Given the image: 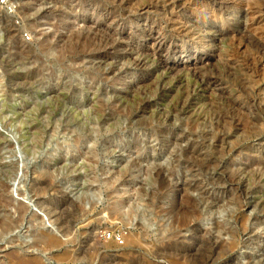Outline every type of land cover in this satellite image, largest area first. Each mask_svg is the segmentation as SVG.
I'll return each mask as SVG.
<instances>
[{"label":"rangeland","instance_id":"374dc122","mask_svg":"<svg viewBox=\"0 0 264 264\" xmlns=\"http://www.w3.org/2000/svg\"><path fill=\"white\" fill-rule=\"evenodd\" d=\"M11 3L0 6V215L16 223L0 264H168L155 249L174 234L208 264H264V0ZM157 166L218 203L182 225L200 192L177 196L181 179L163 183ZM38 229L58 244L37 242Z\"/></svg>","mask_w":264,"mask_h":264},{"label":"bare ground","instance_id":"6f19581e","mask_svg":"<svg viewBox=\"0 0 264 264\" xmlns=\"http://www.w3.org/2000/svg\"><path fill=\"white\" fill-rule=\"evenodd\" d=\"M167 2H168V0H167ZM80 4V3H79ZM29 7H27V9H28ZM29 11V10H28ZM25 12V11H24ZM27 12V11H26ZM27 15V14H26ZM31 21V20H30ZM29 23V22H28ZM32 24V23H31ZM34 26H36V25H34ZM59 26H60V24H59ZM73 25L71 24V27H72ZM37 27V26H36ZM10 28H11V26H10ZM60 28V27H59ZM69 29V28H68ZM13 30V29H12ZM15 30V29H14ZM18 30V29H17ZM16 31V30H15ZM12 32V31H11ZM66 32V31H65ZM7 33H8V31H7ZM15 33V32H14ZM54 33V32H53ZM67 33V32H66ZM66 33H65V35H66ZM68 34V33H67ZM73 34H74V32H73ZM87 34V33H86ZM89 34V33H88ZM9 35V34H8ZM12 35V34H11ZM54 35V34H53ZM63 35H64V33H63ZM69 35H70V33H69ZM72 35V34H71ZM74 35H76V34H74ZM95 35V34H94ZM44 36H45V34H44ZM43 36V37H44ZM48 36V35H47ZM61 36V38L63 37L62 35H60ZM67 36V35H66ZM79 36V35H78ZM83 36H84V34H83ZM86 36V35H85ZM90 36V35H89ZM49 37H51L50 35H49ZM49 37H46L45 38V40L43 41V44H47L48 45V43H50V41H49ZM9 38V37H8ZM64 38V37H63ZM68 38V37H67ZM74 38H75V36H74ZM81 38V37H80ZM83 38H85V37H83ZM88 38V37H87ZM92 38V37H91ZM64 39H66V38H64ZM73 39V38H72ZM79 39V38H78ZM77 39V40H78ZM97 39H98V37H97ZM101 39V38H100ZM50 40H52V38H50ZM61 40V39H60ZM75 40H76V38H75ZM94 40V39H93ZM10 41V40H9ZM8 41V42H9ZM62 41V40H61ZM60 41V42H61ZM11 42H12V40H11ZM70 42H72V41H70ZM77 42V41H76ZM17 43V42H16ZM73 43V42H72ZM40 44V43H39ZM43 44H41L42 46H43ZM56 44V43H55ZM74 44V43H73ZM11 45V44H10ZM53 45V44H52ZM68 45V44H67ZM12 46H14V45H12ZM11 46V47H12ZM18 46H19V44H18ZM49 46V45H48ZM74 46V45H73ZM72 46V47H73ZM80 46V45H79ZM87 46V45H86ZM105 46V45H104ZM117 46V45H116ZM10 47V46H9ZM16 47V46H15ZM24 47V46H23ZM68 47V46H67ZM5 48H7V47H5ZM14 48V47H13ZM12 48V49H13ZM17 48V47H16ZM15 48V49H16ZM28 48V47H27ZM75 48V47H74ZM73 48V49H74ZM77 48V47H76ZM80 48V47H79ZM2 49V48H1ZM9 49H11V48H9ZM46 49V48H45ZM56 49V48H55ZM164 49H165V45L163 44V42H160V43H158V46L156 47V52H158V53H161V52H163L164 51ZM14 50V49H13ZM25 50V49H24ZM11 51V50H10ZM21 51V49L20 48H18V50H16V55L14 54V55H12L13 56V60H12V62H11V65L13 66L14 64H17V63H19L21 60H22V57H21V53L22 52H20ZM85 51V50H84ZM177 51V48L175 47V48H173V52H176ZM1 52V51H0ZM5 52V51H4ZM25 52H27V53H30L31 52V50H27V51H25ZM25 52H23V53H25ZM43 52V51H42ZM60 52V51H59ZM86 52V51H85ZM8 53H9V51H8ZM45 53V52H44ZM65 53V52H64ZM6 54V53H5ZM10 54V53H9ZM18 54V55H17ZM77 54V53H76ZM79 54H80V52H79ZM1 56V55H0ZM76 56V55H75ZM10 57V56H9ZM26 57V56H25ZM79 57V56H78ZM78 57H76V58H78ZM4 58V57H3ZM11 58V57H10ZM62 58V57H61ZM5 59V58H4ZM8 59V58H7ZM31 59H32V57H31ZM30 59V60H31ZM36 59V58H35ZM78 59H80V58H78ZM78 59H75V60H78ZM25 60V59H24ZM29 60V61H30ZM1 61V60H0ZM3 61V60H2ZM33 61V60H32ZM39 61V60H38ZM4 62V61H3ZM77 62V61H76ZM140 62V61H139ZM202 62V61H201ZM24 63V62H23ZM4 64V63H3ZM20 64V63H19ZM6 65V64H5ZM10 65V64H9ZM10 65V66H11ZM24 65V64H23ZM26 65V64H25ZM161 65H163L164 67H166V68H175L176 69V67H174V66H172V65H168V63L166 62V61H161ZM194 66V65H193ZM196 66V65H195ZM1 67V66H0ZM14 67H16L15 65H14ZM4 68V67H3ZM7 68V67H6ZM13 69V68H12ZM158 69V68H157ZM4 72V71H3ZM29 72V74H30V72H32V71H28ZM10 73V72H9ZM14 73V72H13ZM32 73H34V72H32ZM39 74V73H38ZM37 74V75H38ZM31 75H33V74H31ZM35 75V74H34ZM53 75V74H52ZM21 76V77H20ZM33 77V76H32ZM8 78V77H7ZM10 79L12 80V81H15V83H17V81H19V80H22V81H24L25 82V84H26V81L28 82L29 81V76L27 75V74H23V75H18V74H13L12 76H10ZM34 79V78H33ZM30 80H31V78H30ZM206 80H208V79H206ZM208 82V81H207ZM205 83V82H204ZM13 84V83H12ZM39 84V83H38ZM8 85H10L9 83H8ZM35 85V84H34ZM70 101V100H69ZM73 101V100H72ZM185 107V106H184ZM173 112H175L174 110H173ZM215 124V123H214ZM218 126V125H217ZM165 132V131H164ZM174 140V139H173ZM178 141V140H177ZM1 143V142H0ZM5 143V142H4ZM178 159V158H177ZM179 160V159H178ZM208 163V162H207ZM206 163V164H207ZM209 164V163H208ZM207 164V165H208ZM172 165V164H171ZM182 165H185V164H182ZM193 165V164H192ZM254 165H258V168L260 167L261 168V166H262V164L261 163H258V162H252V163H250V165H248V166H246L247 168H250V167H252V166H254ZM161 166V165H160ZM160 166H157V168H156V173H157V176H158V178H160V180L163 182V183H170L171 181H172V179H181V181H182V185H181V187H180V191L177 193V196L179 195L180 196V193L182 192V191H184V192H186V191H188L189 189H192V187H196L197 188V191H199L200 193H199V195H201L200 196V199L198 200V199H194V198H191V197H187L186 198V202L188 203V205L187 206H190V210H188V208H186V210H183V212H182V214H183V218L181 219V221H182V225H187V220L189 219V218H191V217H194V216H199V214L201 213V210H200V207H199V205H200V203L201 202H204V203H218V199L219 198H217V197H215V195L214 194H211L210 195V193L208 192V190H206V189H208V188H205V190L204 189H202L201 187H200V189H199V186H201L202 184H201V182H198V180H197V184H193V186H191V188H190V186L188 185L189 183L187 182V175H186V173L185 172H182L180 175L179 174H177L175 171H174V169L172 170V169H170L169 168V171H167L168 172V176L167 177H165V176H163V171H164V167H160ZM194 166V165H193ZM209 166H210V164H209ZM189 167V166H188ZM206 167H208V166H206ZM205 167V168H206ZM262 169V168H261ZM259 170V169H258ZM185 171V170H184ZM261 172V171H260ZM156 173H155V175H156ZM39 176V175H38ZM253 176V175H252ZM18 176H15V178H17ZM14 178V179H15ZM48 178V177H47ZM46 178V179H47ZM37 178H35V180H36ZM45 179V180H46ZM38 180V179H37ZM40 181V180H39ZM43 181V180H42ZM50 181V180H49ZM192 182H193V180H192ZM42 183V182H41ZM40 183V184H41ZM46 184H45V186H47V182H45ZM191 183V182H190ZM217 183V182H216ZM5 184V183H4ZM50 184V182H48V185ZM167 184H166V187H167ZM43 185H44V183H43ZM3 186V185H2ZM35 186V185H34ZM40 186V185H39ZM44 186V187H45ZM208 186V185H207ZM5 187L7 188V186L5 185ZM5 187H4V189H5ZM48 187V186H47ZM38 188V187H37ZM42 188H43V186H42ZM37 190V189H36ZM39 190V189H38ZM41 190V189H40ZM168 190V189H167ZM182 190V191H181ZM178 191V190H177ZM251 191V190H250ZM41 192H43V191H41ZM168 192V191H167ZM184 192H182V193H184ZM167 194V193H166ZM186 194V193H185ZM187 195H188V193H187ZM183 196V195H182ZM179 197H177L176 199H178ZM182 198V197H181ZM173 200V199H172ZM183 200V199H182ZM11 201V200H10ZM38 202V201H37ZM177 202V201H176ZM184 202H185V200H184ZM42 203V202H41ZM40 202H38L37 203V205L38 206H40V207H42V206H44V204L42 205ZM45 203V202H44ZM0 205H3V206H8L9 205V201H7L6 199H5V197L3 196V195H1L0 196ZM46 205V204H45ZM170 205V204H169ZM185 206V205H184ZM179 207V206H178ZM204 207V206H203ZM22 208V207H21ZM182 208V207H181ZM205 208V207H204ZM178 209V208H177ZM183 209H185V208H183ZM49 210V209H48ZM164 210H165V208H164ZM205 210V209H204ZM19 211H20V208H19ZM22 211H23V208H22ZM22 211L20 212V213H22ZM181 211V210H180ZM203 212V211H202ZM19 213V212H18ZM181 214V213H180ZM231 214V213H230ZM179 215V214H178ZM200 215H203V213H201ZM22 216V215H21ZM21 216H19V217H21ZM176 217V216H175ZM23 218V217H22ZM179 218V217H178ZM198 218V217H197ZM195 219V218H194ZM15 220V219H14ZM16 220H18V219H16ZM176 221V220H175ZM178 221V220H177ZM181 221H180V223H181ZM14 223H16L15 221H11L10 219L9 220H7L6 218H5V215L3 214V215H0V239L1 238H3L4 237V234L5 233H8L9 231H11L12 230V227H13V225H14ZM57 223H58V221H57ZM190 223V222H189ZM19 225V224H18ZM60 226V225H59ZM188 226V225H187ZM68 227V226H67ZM71 227V226H70ZM191 227V226H190ZM190 227H187V229L189 230L190 229ZM61 228V227H60ZM13 229H14V227H13ZM59 229V228H58ZM215 229H216V231H221V229H223L224 230V228H222V226L220 225V223H218L217 221H216V223H215ZM192 232H193V234L195 235V236H198L199 237V239H201V240H199V241H195L196 243H194L193 244V246H197L198 245V243L199 242H205V240L206 239H204L200 234H201V232L203 231L202 229H201V227H191V229H190ZM40 230L38 229V232H39ZM49 230H44V229H41V231H40V233L39 234H37V235H35V237L37 236V238H36V240H37V242L38 241H42L44 244H46V246H55L56 244H58V240L59 239H57L56 238V236H55V234H53L51 231L50 232H48ZM226 231H228V232H233V230L232 229H227ZM37 232V231H36ZM6 235V234H5ZM185 238V237H184ZM184 238H182L180 235H173V236H167L166 237V239L165 240H163V242H161V244H159V245H156V249H155V254L156 255H161L162 256V258H165V260H166V262L168 263V264H180V263H185V264H208V262H210L209 260L207 261V260H203V259H201V261L200 260H197V258H196V256H197V253H196V251H195V253H196V256L194 255V256H192V252H191V254H190V251H192L193 249H194V247H192V244L191 245H188V244H186V240L184 239ZM194 240V239H193ZM197 240V239H196ZM204 240V241H203ZM207 240L208 241H210V247H212V249L215 251V250H217L218 248H220L221 247V244L220 243H218V241H216V240H214V237H212V236H210L209 238H207ZM10 241V240H9ZM206 243H207V241H206ZM35 244H37V243H35ZM202 244V243H201ZM200 244V245H201ZM233 244H234V242L232 241V243L230 244V246L232 245L233 246ZM229 245V244H228ZM34 246V245H33ZM198 247V246H197ZM209 247V248H210ZM199 248V247H198ZM198 248H196L195 247V249H198ZM171 250H175V251H177L176 252V256H180V258H177V259H175L174 258V260L172 259L174 256H172V254H175V251L172 253H169L168 251H171ZM201 251V249L199 248L198 249V251ZM211 250V249H210ZM165 251H167V252H165ZM154 252V251H153ZM212 252V251H211ZM214 254V253H213ZM178 256V257H179ZM209 257H211V255H209ZM198 258H199V256H198ZM212 258V257H211ZM186 260V261H182V262H180V260ZM203 260V261H202ZM24 260H19V263L20 264H24ZM182 263V264H183ZM32 264H45V263H43L42 262V260H40L39 258H34L33 260H32ZM251 264H253V262H251Z\"/></svg>","mask_w":264,"mask_h":264},{"label":"built area","instance_id":"2783aa9c","mask_svg":"<svg viewBox=\"0 0 264 264\" xmlns=\"http://www.w3.org/2000/svg\"><path fill=\"white\" fill-rule=\"evenodd\" d=\"M0 6L4 7L7 12L10 14L12 12L11 6V0H0Z\"/></svg>","mask_w":264,"mask_h":264}]
</instances>
